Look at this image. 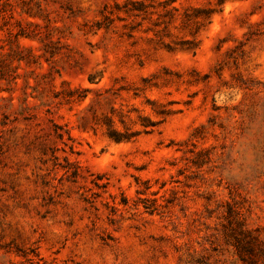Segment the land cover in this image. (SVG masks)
I'll return each mask as SVG.
<instances>
[{
	"label": "rangeland",
	"instance_id": "1",
	"mask_svg": "<svg viewBox=\"0 0 264 264\" xmlns=\"http://www.w3.org/2000/svg\"><path fill=\"white\" fill-rule=\"evenodd\" d=\"M108 4L0 0V264H264V0L161 39Z\"/></svg>",
	"mask_w": 264,
	"mask_h": 264
},
{
	"label": "trees",
	"instance_id": "2",
	"mask_svg": "<svg viewBox=\"0 0 264 264\" xmlns=\"http://www.w3.org/2000/svg\"><path fill=\"white\" fill-rule=\"evenodd\" d=\"M113 6L109 4L104 7L101 12V20L97 22V28L109 29L116 21L122 23V27L127 30L126 35L133 37L135 31L139 30L144 22H151L156 27L163 26L161 30L154 31L156 37L161 39V35L171 37V28L175 23L181 21V29H191L190 34L195 35L205 24L211 23L214 15L223 11V7L227 2L237 0H217L216 7L211 3L207 6H190L180 13V9L175 5L177 0H112ZM156 17V18H155ZM155 18V19H154ZM151 30L150 28L147 31ZM198 44L193 40L188 43L187 47H182L184 51H192L195 53ZM3 80L5 77L0 74ZM141 126L144 132H148L149 127H156L158 124L149 123L146 117H140ZM108 136L117 143L130 142L137 138L141 132L123 133L113 127V121L110 118L105 119ZM154 211V209L152 210Z\"/></svg>",
	"mask_w": 264,
	"mask_h": 264
}]
</instances>
